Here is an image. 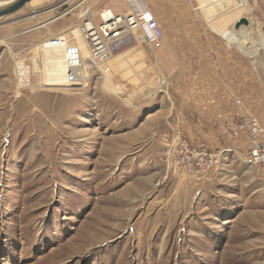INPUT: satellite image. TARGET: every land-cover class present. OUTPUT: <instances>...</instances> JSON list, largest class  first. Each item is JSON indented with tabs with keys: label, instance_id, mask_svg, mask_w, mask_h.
I'll return each instance as SVG.
<instances>
[{
	"label": "rangeland",
	"instance_id": "1",
	"mask_svg": "<svg viewBox=\"0 0 264 264\" xmlns=\"http://www.w3.org/2000/svg\"><path fill=\"white\" fill-rule=\"evenodd\" d=\"M78 1L34 0L0 18V264H264V169L244 139L205 182L163 178V138L195 102L185 88L197 79L163 72L165 39L129 42L84 87L44 84L37 26H73ZM145 1L165 13L164 0ZM245 1L207 21L188 0L179 18L221 35L244 17L264 43V0ZM167 15L164 38L182 32ZM16 58L31 67L28 87L17 85ZM251 61V88L240 93L262 121L264 49Z\"/></svg>",
	"mask_w": 264,
	"mask_h": 264
},
{
	"label": "built area",
	"instance_id": "2",
	"mask_svg": "<svg viewBox=\"0 0 264 264\" xmlns=\"http://www.w3.org/2000/svg\"><path fill=\"white\" fill-rule=\"evenodd\" d=\"M122 2L125 9L117 11L111 7L93 10L84 5L73 26L46 40L61 50L63 87L81 88L88 84L93 74L108 75L115 54L129 42L154 45L164 39L163 29L145 0ZM78 38L83 44H79ZM14 62L17 85L21 88L30 86V65L18 58ZM234 102L242 107L241 99L234 96ZM228 131L233 139L247 142L249 161L264 169V126L258 117L241 110L237 120L228 125ZM163 145L164 180L172 176L189 177L198 182L208 180L218 153L212 151L205 141L189 140L182 128L175 125L165 134Z\"/></svg>",
	"mask_w": 264,
	"mask_h": 264
},
{
	"label": "crops",
	"instance_id": "3",
	"mask_svg": "<svg viewBox=\"0 0 264 264\" xmlns=\"http://www.w3.org/2000/svg\"><path fill=\"white\" fill-rule=\"evenodd\" d=\"M86 1L88 0H79L78 4L86 5L93 10L102 7H111L115 11L125 9L122 0H114L111 5L101 7L89 5ZM119 3L124 7L121 8ZM164 3L165 13L149 7L161 23L162 17L170 15L171 28L182 32L164 38L163 72L197 78L195 83L185 88L187 91L196 92L194 95L190 94L192 98L194 96L195 102L187 104L185 107L188 109L179 112L180 114L175 117L189 140L205 141L218 155L224 151H235L238 141L231 138L228 125L237 120L241 110L248 111L240 92H246L251 88L252 61L222 35L193 33L194 23L188 18L186 20L179 18L183 13L185 18L188 16V0H164ZM49 22L51 21H44L37 26L42 30L39 40L49 39L72 26L71 24L58 29L57 32H51L50 28H46ZM234 96L242 100V107L235 104ZM260 122L264 126V120Z\"/></svg>",
	"mask_w": 264,
	"mask_h": 264
},
{
	"label": "bare ground",
	"instance_id": "4",
	"mask_svg": "<svg viewBox=\"0 0 264 264\" xmlns=\"http://www.w3.org/2000/svg\"><path fill=\"white\" fill-rule=\"evenodd\" d=\"M32 1L34 0H30L29 2L31 3ZM237 1L239 2L237 3L236 0H198V8H202L205 19L209 21L227 14L228 12L242 5L248 9V3L245 0ZM236 23H238V25H236ZM247 24V19L245 24L240 23L239 20H237L234 23V28L237 29L226 30L221 35L251 59L256 56L258 50L264 49V43H259L254 40L253 36L251 35V31L248 29V27L244 26ZM78 41L80 45L83 44L81 43L80 38H78ZM40 49L46 55V59L44 62L36 59L35 62L40 68L41 73H44V84L47 86H65L61 50L52 47L47 41L45 44H41Z\"/></svg>",
	"mask_w": 264,
	"mask_h": 264
},
{
	"label": "water",
	"instance_id": "5",
	"mask_svg": "<svg viewBox=\"0 0 264 264\" xmlns=\"http://www.w3.org/2000/svg\"><path fill=\"white\" fill-rule=\"evenodd\" d=\"M30 0H0V18L8 16L21 9ZM240 23H246L245 18L239 19ZM238 25V23H236Z\"/></svg>",
	"mask_w": 264,
	"mask_h": 264
}]
</instances>
